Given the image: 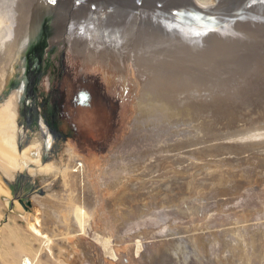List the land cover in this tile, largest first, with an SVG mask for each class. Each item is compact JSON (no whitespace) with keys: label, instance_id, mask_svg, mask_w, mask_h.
<instances>
[{"label":"bare ground","instance_id":"6f19581e","mask_svg":"<svg viewBox=\"0 0 264 264\" xmlns=\"http://www.w3.org/2000/svg\"><path fill=\"white\" fill-rule=\"evenodd\" d=\"M61 1V3L60 0L58 1L59 9L56 8L52 20L54 27H52L51 38L55 42L62 41L61 46L72 51L85 66L91 64L99 67L106 75L114 71L125 74L128 61L136 65H133V71L138 74V77H143L141 73H146L144 78L147 79L146 88L137 101V114L130 125L129 134L112 157V165L105 172V182L112 187H118L126 176L135 177L138 172H145V169L152 172L153 169L160 168L163 170L162 175L166 170L169 171L167 174L178 175L180 171L188 172L200 164L196 163L195 159H184L173 154L166 155L171 151H182L193 158L208 160V163L203 166L209 170L197 175H194V171H189L191 173H185L183 177H174L175 179L172 177L166 182L145 180L146 178L142 175L147 171L142 172L140 175L144 180L142 178L143 181L141 180L133 190L147 191L144 194L133 193L135 195L128 196L135 199V202L137 198L140 201L129 204L130 199L128 203L124 202L122 199L124 195L117 194L115 203L111 201V205L108 204L111 208L121 207L111 211L115 212L120 231L126 233L137 231L136 235L133 234L134 236L141 234L146 237V235H154V231L158 229L161 235L168 236L173 233L172 231H175L174 234L181 232L179 220L187 219L194 222L196 218L204 215L203 220L206 221L202 222L199 218L192 227L182 228L184 230L198 228L199 230L218 226L221 229L210 232L205 237L198 235L188 240L189 249L195 255L201 256L204 253L217 259L219 264L230 262L231 255L237 258L238 264H254V262L264 264V201L259 202L252 198L255 195L256 184L264 183V174L262 176L260 173L259 176L258 173H252V169L256 171L255 167L258 168L257 162L261 163V158L241 157L242 153L252 147H264V122L233 128V130L228 129L219 136L216 135V138H221L222 141L228 140L230 144H220L219 141L215 144H201L200 141L195 140V137L198 136L202 124L198 125L194 120L205 116L207 108L199 109L193 105L192 101H189L196 95V90L191 85H187L183 77H177L179 68L185 69L190 60L193 59V63L196 58L211 60L213 55H217L222 50V58L225 62L239 59L238 55L243 46L241 35L248 37L254 35L248 33L252 25L247 16L251 17L256 10L263 9L264 0H240L241 3L236 0L226 6L220 0H162L160 7L155 5L154 0H145L142 7L131 3L132 0ZM55 2L53 0H0V99L7 93L10 86L16 67L13 64L19 60L18 48L22 40L30 39H28V33L31 35L30 29L35 28L39 20H42L52 7L51 4ZM93 5L96 6L95 9L92 8ZM174 9L178 10L177 14H172ZM151 19L154 20L157 28L155 27L153 32L151 30L148 32V22ZM243 78L245 79L244 76ZM15 101L14 97L0 104V181L2 176L13 179L16 175L15 170L20 168V170L28 169L30 175H39L41 180L47 183L46 181L55 176L62 173L61 176H63L65 169L71 166L76 168L85 187L86 179L83 176L82 161L80 162L78 155L69 145H65L59 156L47 164L43 163V156L46 153L44 146L46 142L50 146V140L41 141L37 136L30 134L24 148L19 146L18 108H15ZM227 151L228 154L236 152V155L230 158L224 157ZM153 160L157 163H151ZM210 162L215 164L212 165ZM234 162L238 164L236 166H244L240 178L242 179L241 175L247 177L248 182L237 181L234 178L236 175L231 171H227L230 177L226 178L220 169H215L217 165L221 168L225 164ZM164 163H172L176 166L178 164V167L170 164L162 166ZM194 170L198 171L197 168ZM151 172L148 171L149 174ZM150 184H157V186L153 188L152 185L150 188ZM186 184L190 192L186 191ZM237 186L243 190L235 192ZM130 187L120 194H126L127 190L132 188ZM6 189L0 184V190L7 192ZM24 193L27 195L26 190ZM184 193H187L191 200L196 194L202 199V203L196 207L194 205L195 209H191L192 212L189 214L179 207L181 195ZM49 194H56V191L53 190ZM227 195L231 196L230 199L223 198ZM34 196L32 198L35 200ZM85 203L86 201L82 199H75L70 206L76 222L73 221L78 224L79 231L85 230L86 216L89 215ZM233 203L235 206H241V210L235 209ZM38 223L39 220L36 217L30 226L42 235L43 232L37 227ZM199 223L202 225L200 228ZM261 237L262 240H260ZM204 238L208 241L205 242ZM169 247L174 253L182 249V254L184 256L187 254L186 247L180 242ZM177 253L180 255L179 252ZM85 263L93 264V261Z\"/></svg>","mask_w":264,"mask_h":264},{"label":"rangeland","instance_id":"374dc122","mask_svg":"<svg viewBox=\"0 0 264 264\" xmlns=\"http://www.w3.org/2000/svg\"><path fill=\"white\" fill-rule=\"evenodd\" d=\"M58 1L57 5L51 4L52 7L46 16L39 20L34 29H30L32 37L37 31L36 37L30 41L22 40L18 48L21 62H23L22 59L27 49L40 53L42 58L34 84L36 98L25 97L23 84L26 71L21 62L17 60L13 64L16 67L11 77L10 86L7 93L0 99V104L15 97L17 103H15V108H18L19 146L22 149L30 134L37 136L41 141L50 140L51 147L47 145L48 142L44 146L46 153L43 156V163L47 164L59 156L65 145H69L78 155L80 162L82 161L81 167L86 184L84 187L83 180L78 176L76 168L71 166L65 169L64 175L68 171L65 175L66 178L64 175L61 176L62 173L46 181L47 183H44L39 175H30L28 169L20 170L17 168L13 179L2 176L0 184L5 189L7 188V192L0 190V264H87L85 262H91V260L93 264H219L217 259L204 253L201 256L195 255L188 246V240H191L193 236L204 235L203 237H205L208 233L221 229L218 226L199 230L198 228L187 229L189 231L183 229L184 227H192L199 218L202 222L206 221L203 220L204 215L196 218L194 222L187 219L179 220L181 232L174 234L175 231H172L173 233L170 232L171 235L168 236L161 235L158 229L154 231V235L150 234L146 237L141 234L134 236L137 231H133V233L120 231L119 221L116 219L115 212L112 213L120 206L113 208L109 206L111 201L115 203L114 199L117 194L119 196L124 195L122 197L124 202L130 201L129 204L132 202L135 204L140 201L139 198L135 202V199L130 198V195H135L133 193L136 195L144 194L147 191L133 190L136 189L143 177L146 178L145 180L166 182L172 177H183V174L193 171L194 175H197V173L207 171L208 168L203 165L207 164L208 160L193 158L182 151H171L172 153H166V155H179L184 159H195V162L197 160L196 163H200L196 167L198 171L195 172L194 169L196 168H193L189 170L191 172L184 171L182 173L180 171L178 175H172L167 174L169 171L166 170L162 175L163 170L159 168L152 170L154 174L156 171L154 175L150 170L143 169L147 172H138L137 176L139 177L134 175L136 178L126 176L118 187H112L105 182V172L112 165V157L129 134L130 125L137 114V101L146 88L147 79H144L146 73H141L143 77H138V74L136 73V75L133 71L136 65L133 64V66L132 62L128 61L125 74L114 71L106 75L99 67H94L91 64L85 66L72 51L61 46L62 41L55 42L51 38L54 23L49 17L54 16L55 11L59 9L57 8ZM157 1L162 0H154V2ZM222 1L226 6L236 0H220L221 3ZM241 2L239 0V3ZM141 5L138 4L137 6ZM177 13L178 10L174 9L172 14ZM228 16L230 17V14ZM247 17L252 25L248 33L254 35L250 37L241 35L243 46L238 55L240 56L239 59L225 62L222 58V50L217 55H213L211 60L196 58L194 63L193 59L190 60L185 69L179 68L177 77H183L187 81V85H191L196 90V95L189 101H192L193 105L199 109L206 110L207 108L205 116L194 120L198 125L202 124L198 136L195 137V140L200 141L201 144H215L218 141L221 142L220 144H230L228 140L222 141L221 138H216V135L219 136L228 129L233 130V128L237 129L264 122V8L256 10L251 17ZM148 23V32L150 30L153 32L156 27L154 20L151 19ZM142 25L144 27V23ZM40 30H42V36L39 35V37ZM28 35V39L31 38L30 33ZM239 75H243L245 79ZM232 83L234 86L231 85ZM238 86L239 89L237 90ZM29 102H32L36 107L34 121L30 120L33 114L32 116L28 114L29 117H27L28 115L25 116L23 113L26 110V104L28 105ZM255 148L252 147L242 153L241 157L258 156L261 158V163L257 162L258 168L255 167L256 171L252 169V173H258V175L261 173L263 176L264 147ZM235 155L236 152L228 154L227 151L223 156L230 158ZM151 163L157 162L153 160ZM169 164L178 167V164L176 166L172 163H164L162 166ZM210 164L214 165L215 163L210 162ZM236 165H238L236 162L225 164L221 168L217 165L215 169H220L226 178L230 177V173L227 171H231L236 175L234 178L237 181L248 182L249 178L242 175V179L240 178L244 166ZM179 166L182 167L183 164ZM142 172L145 173L142 175L143 177L140 175ZM212 173L215 172L212 171ZM151 177L155 178L151 179ZM187 184L186 191H189ZM152 185L153 188L157 186V184ZM256 186L255 195L252 198L263 202L264 183L258 182ZM127 187L131 189L129 188L130 190H127L126 194H120V192L128 189ZM25 190L27 195L24 193ZM53 190L56 191V194H49ZM241 190L243 189L238 187L234 191L239 192ZM32 194L35 195V200L32 198ZM181 197L179 207L188 214L202 203V199L199 198L201 196L197 194L195 198L193 196L192 200L187 193ZM230 197L227 195L223 198L230 199ZM75 199L86 201V211L89 215L86 216L84 231L78 230L80 228L78 224H75L74 215L70 211V206ZM122 199H120L121 202ZM128 199L130 200L128 201ZM200 199L201 201H199ZM241 199L243 198L241 197ZM241 208V206H235L238 211ZM36 217L39 220L37 227L43 232L42 235L30 226ZM201 226L199 223V228ZM122 236L123 238H121ZM204 240L205 242L208 241L206 238ZM176 242L182 243L187 249V254H189L184 256L182 249L177 250L180 255L177 252H172L169 246L175 245ZM200 258L201 260H199ZM236 259L231 255V261L226 264H238ZM255 263L259 264V262Z\"/></svg>","mask_w":264,"mask_h":264},{"label":"flooded vegetation","instance_id":"af4514ba","mask_svg":"<svg viewBox=\"0 0 264 264\" xmlns=\"http://www.w3.org/2000/svg\"><path fill=\"white\" fill-rule=\"evenodd\" d=\"M36 35L34 34L33 37L31 36L30 40H33L34 37H36ZM35 52L36 51L27 49V51L25 52V55L22 59L23 62L20 61V56H19V61L21 62V65H23V68L26 71L25 77H24V84H23L24 85V91L26 93L25 97H27L29 99L30 98L31 99L36 98L35 90H34V84L36 81L35 79L38 75L39 65L41 64L40 60L42 59L40 57V53H35ZM29 103H28V105L26 104V110L23 113L25 114V116H27L28 114H30L32 116V114H33V116L31 117L30 120L34 121L35 117H36V113H34L36 111V107L34 106V104L32 102H29ZM27 117H29V115Z\"/></svg>","mask_w":264,"mask_h":264},{"label":"water","instance_id":"95a60500","mask_svg":"<svg viewBox=\"0 0 264 264\" xmlns=\"http://www.w3.org/2000/svg\"><path fill=\"white\" fill-rule=\"evenodd\" d=\"M131 3H134V4L138 5V4H142L143 0H132ZM128 4H129V1H128ZM54 5H57V1L54 3ZM155 5L156 6H161L162 3H161V1H157V2H155ZM95 7H96L95 5L92 6V8H95ZM49 18L53 20V16H51ZM38 35L42 36V30H40V33ZM28 41H30V39Z\"/></svg>","mask_w":264,"mask_h":264},{"label":"snow or ice","instance_id":"6c2138e0","mask_svg":"<svg viewBox=\"0 0 264 264\" xmlns=\"http://www.w3.org/2000/svg\"><path fill=\"white\" fill-rule=\"evenodd\" d=\"M53 2H55V0H53Z\"/></svg>","mask_w":264,"mask_h":264}]
</instances>
